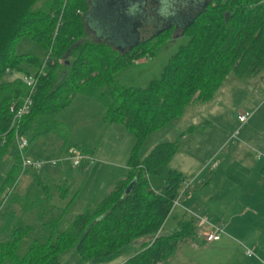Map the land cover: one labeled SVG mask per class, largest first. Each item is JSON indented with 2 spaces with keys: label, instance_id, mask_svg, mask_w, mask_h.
<instances>
[{
  "label": "trees",
  "instance_id": "16d2710c",
  "mask_svg": "<svg viewBox=\"0 0 264 264\" xmlns=\"http://www.w3.org/2000/svg\"><path fill=\"white\" fill-rule=\"evenodd\" d=\"M167 5L181 14L176 31L188 41L168 59L157 79L144 88H131L116 85V74L150 56V46L160 37L165 41L175 26L167 25L151 38L121 47L98 37L87 25L91 0H0V167L4 159L12 158L0 194L16 183L20 173L7 132L8 110L26 94V88L6 74H31L41 66L36 56L14 53L20 40L37 44L54 62L39 79L29 114L19 124L27 148L45 136L57 144L56 154L73 147L66 143L69 128L56 115L76 94L97 102L104 109L103 122L121 126L133 138L123 179L62 232L56 228L73 196L59 204L68 195L71 169L58 166L25 173L31 178L29 186L20 196L12 192L5 202L18 205L22 215L0 213L4 220L0 264H59V255L71 249L81 264H91L120 254L141 238L147 241L123 264H165L179 242L196 235L194 220L184 215L175 221L172 233H162L184 176L167 170L163 186L151 189L148 183L149 176L168 164L178 139L188 131L175 142L156 144L145 157L140 152L147 138L180 117L186 105L210 101L228 74L249 81L264 73V0H170ZM50 181L61 186L52 187ZM24 240L29 243L19 255Z\"/></svg>",
  "mask_w": 264,
  "mask_h": 264
},
{
  "label": "rangeland",
  "instance_id": "374dc122",
  "mask_svg": "<svg viewBox=\"0 0 264 264\" xmlns=\"http://www.w3.org/2000/svg\"><path fill=\"white\" fill-rule=\"evenodd\" d=\"M91 3V11L85 16L87 25L93 29L98 37L109 39L111 44L115 46H130L139 40L151 38L167 25L175 26V30L165 41L164 39L161 40L160 37L159 43L150 46V56L140 59V62L132 63L116 74L114 82L118 86L144 88L149 81L159 77L168 59L175 54L179 46L185 45L188 41L187 36L179 35L176 31V26L181 23L182 17L179 12L175 13V9L173 10L168 7L167 4L170 3V0H91ZM14 53L16 55L28 54L36 56L41 63L46 56L37 44L27 39L20 40L15 44ZM34 71L36 70H33V72ZM263 75L262 73V76ZM259 77L260 76L251 80L257 81ZM240 96L242 95L235 91L232 92L230 103L234 108H239V104H242V99H240L242 97ZM101 112L104 113V110L97 102L83 95L76 94L72 98L70 105L56 115V120L62 122L69 128L68 137L66 139L67 144L77 147L80 151L84 149L86 154H88L89 151L93 152L95 157L101 154L107 159L120 163L119 167L123 168L126 164V157L133 144V138L131 134L123 130L120 126L105 124L103 120L100 119ZM222 116L223 118L226 117V124L222 132L218 131L217 133L223 134V136L226 134L225 140H227V146L223 152L220 153V156L223 160L222 167H228L224 177L225 181L222 186V192L220 194L216 193V189L218 188L217 178H214L210 186L205 188L202 192H199V186H195L193 189L194 185H192L191 181L190 188H187L185 190L186 192L183 193L178 200L179 206L171 211V215L166 220L162 231L163 234H170L173 232L175 221L179 218V215L183 213L181 210L189 209L188 211L200 217L202 216L205 218L206 222L210 224L211 220L217 221L218 223H223L222 221L226 222V218L236 216V214L244 210L245 207L253 210V207L256 205V195L253 194L255 190L252 186V180L250 181V185H246V187L251 190V197L238 190L240 184L246 181V178L242 177V175L243 173L247 175V171L242 168L243 165L242 163H238V160L235 161L234 164H230V160L231 155L236 150L240 149L243 152L247 151L257 160L262 158L261 164L263 165L264 155L256 149L255 146L244 141L245 135H243L242 130H240L234 118L235 111H229V114L227 113L226 115L222 113ZM261 126L262 125L259 124L258 128H263V126ZM176 134L175 120H173L165 128L154 132L147 138L141 149L140 156L145 157L158 143L175 142ZM249 134L251 135V132ZM214 137L215 140H212L206 146L213 148L220 142L221 138H218L217 135ZM56 147L57 144L53 143L51 138L45 136L32 143L27 148L25 156L32 159H55L60 156V153H55ZM42 151L47 154L44 156ZM11 163V156L4 159L0 167V185ZM102 164L101 162L99 164L96 162L94 166L90 168V171L95 167H106ZM87 170L88 169L85 168H76V171L72 173L79 176L72 181L69 194L73 195V193L76 192V195H74L73 202L70 203L61 217L56 228L57 232L66 230L74 217L82 213L87 208L88 204L93 207L97 203V198L105 194L104 188H106L107 182H111L115 174H117V169H112L108 172L98 173L86 181V176L88 174ZM105 170L106 169L103 171ZM167 170H175V154L166 166L159 168L157 175L148 177L150 188L151 186L153 188L163 186L165 172ZM221 171H223V169H221ZM209 176L213 178L214 174H210ZM51 177L53 179L56 178L54 176ZM30 182L31 178L28 174L23 175L14 189L13 194L18 196L22 195ZM102 182L103 184H101ZM48 184H52V187L57 185L61 186V182L55 183V181H50ZM66 185H69L68 181ZM197 193H199L201 197L199 203L196 201ZM53 194L54 196L57 195L54 189ZM210 194L213 195L210 196ZM1 196L2 193L0 194V199ZM187 197L191 198L190 201L187 200L188 202H183ZM207 198H211L210 201L208 200V202H206ZM59 205L61 206L63 203ZM183 207L184 209H180ZM2 208L3 210H1ZM260 208L261 209H256L264 210V207ZM5 211H11L14 217L17 218L22 215L18 205H7V203H4L1 206L0 201V213H4ZM183 215L186 218L190 217V215L185 213ZM244 220L251 219L245 218ZM3 222L4 220L0 219V228ZM235 222L236 219L233 220V223ZM206 228L209 229L208 226H206ZM231 234L230 239L232 244L223 247L218 246L217 243L204 246L201 244V239L197 238L191 242L183 240L177 244L176 251L165 264H231L230 261H233V264H244L246 259L243 253L244 251L242 252L244 247L240 245L245 244L239 240L240 233H238V231H233ZM2 238L3 235L0 232V240ZM145 241H147L146 238L138 239L125 246L120 254L110 259L96 260L91 264H118L138 251ZM28 243V240H24L20 244L17 252L19 255L24 253ZM192 244H195L196 247H192ZM59 264H81V262L74 253V250L71 249L59 255Z\"/></svg>",
  "mask_w": 264,
  "mask_h": 264
},
{
  "label": "crops",
  "instance_id": "0c3cea01",
  "mask_svg": "<svg viewBox=\"0 0 264 264\" xmlns=\"http://www.w3.org/2000/svg\"><path fill=\"white\" fill-rule=\"evenodd\" d=\"M137 62H140V60L136 61V63ZM233 91L242 95L240 96L242 97L240 98L242 99V104H239V108H234V106L230 103V98L232 97ZM229 111H235V114L240 111H249L251 113V117L246 124H237L239 125L240 130H242L243 135H245L244 141L255 146L256 149H258L264 155V75L262 76L261 74L257 81H240L230 73L225 77L222 84L219 86L210 101L204 103L193 102L186 105L181 116L175 119V132L177 133L175 140L179 138V135L188 131L187 134L181 136L178 139V147L175 153V171L183 175L185 180L192 181V185H194L193 189L195 186H199V192H202L205 188H208L214 178H217L218 180V188L216 189V193L220 194L222 192V186L225 181L224 177L228 167H222L223 160L220 156V153L226 148L227 140H225L226 134L223 136V134L217 132H222L223 127L226 124V117L223 118L222 113L226 115L227 113L229 114ZM103 115L104 113L101 112V120ZM259 124H261L263 128L259 129ZM188 129H190V131ZM250 132L251 135L249 134ZM215 135H217L218 138H221L220 142L217 143L213 148L206 146L209 142L215 140ZM87 155L91 156L95 160V163L97 162L99 164L101 162V164L103 163L102 165H105L106 167H95L91 171L90 168H92L95 163L89 168L85 166L78 167L88 169L86 181L98 173L101 174L102 172H108L112 169H117V174H115L111 182H107V185L105 186L106 188H104L105 194H103L102 197L97 198L96 201L98 202L113 189L117 181L123 179L126 172V164L123 166V168H120V163L107 159L101 154L95 157L93 152L89 151ZM126 158H128V155ZM237 160L238 163H242V168L247 171V175L244 173L242 175V177L246 178V181L240 184L238 190L251 197V190L250 188H247L246 185H250V181L252 180V186L255 190L253 194L256 195V205L253 207V210L245 207L244 210L237 213L236 216L226 218V222L222 221L223 223H218L217 221L211 220L210 224L220 226L222 229L223 234L220 236L219 241L216 242L218 246L223 247L231 245L232 241L230 239V235H232L231 233L233 231H238V233H240L239 240L245 244L240 246L252 250L254 255L252 257H247L245 255V250H242V252L244 251L243 253L246 257L244 264H263L264 210L259 209H261L260 207H264V163L263 165L261 164L262 158L257 160L255 157L253 158L252 155L247 151L243 152L240 149L236 150L231 155L230 164H234ZM58 168L63 169L65 166ZM104 169L106 170L103 171ZM221 169H223V171H221ZM73 171H76V169H71L70 179L68 182L69 189L72 181L79 176L72 174ZM210 174H214V177L211 178L209 176ZM101 184H103V182ZM151 188L156 189L152 186ZM75 193L70 195L68 192L67 197L62 200L60 204H65L69 199H71L72 196L73 198L71 202H73L75 197L74 195H76ZM198 194L199 193L196 195L197 203L201 201L200 194ZM211 195L213 194H210V196ZM190 199V197H187L183 200V202L186 203L190 201ZM210 199L211 198H207L206 202H208V200L210 201ZM88 206L90 205L88 204ZM180 209H184V207ZM181 211L183 212V210ZM183 214L184 212L181 213L179 217H181ZM201 218L205 220V218L202 216ZM245 218H249L252 221H245ZM234 219H236L235 223H233ZM196 238L197 236L195 235L193 239H187L185 241L191 242ZM191 246L194 248L196 247L195 244H192ZM125 260L119 262L118 264H123ZM230 262L233 264V261Z\"/></svg>",
  "mask_w": 264,
  "mask_h": 264
},
{
  "label": "built area",
  "instance_id": "2783aa9c",
  "mask_svg": "<svg viewBox=\"0 0 264 264\" xmlns=\"http://www.w3.org/2000/svg\"><path fill=\"white\" fill-rule=\"evenodd\" d=\"M53 59L49 56V53L45 56L41 66L36 69L31 74H23L15 71H9L6 76L10 81H18L26 88V94L24 98L18 105L12 104L9 107L10 115V125L7 132L11 133L12 144L15 150L17 157L19 158L20 173L16 180V183L13 184L10 188H7L1 196V206L7 201L9 195L14 190L15 185H17L20 179L25 173L33 172L38 173L46 169L56 168V167H69L70 169H76L81 166L87 168L93 166L95 160L80 151L77 147H70L66 152L60 155L57 158H51L48 160L42 159H32L25 156V152L28 146V139L20 133L19 124L21 120L29 114L30 108L32 106V100L37 91V84L41 77L45 75V71L53 66ZM251 117L249 111H240L235 114V119L238 124L244 125L248 122ZM3 142V140H2ZM1 142V143H2ZM191 185V181L184 180L180 186L176 199L173 201L172 208L173 210L178 205V200L185 193V190ZM185 214L190 215L195 222L196 227V236L197 239H201V244L204 246L211 245L219 241L220 236L223 234L220 226L210 225L204 219L198 215L191 213L188 210H183ZM206 226L209 227L206 228ZM245 255L247 257H252L253 252L250 249L244 248ZM264 264V263H263Z\"/></svg>",
  "mask_w": 264,
  "mask_h": 264
},
{
  "label": "water",
  "instance_id": "95a60500",
  "mask_svg": "<svg viewBox=\"0 0 264 264\" xmlns=\"http://www.w3.org/2000/svg\"><path fill=\"white\" fill-rule=\"evenodd\" d=\"M133 182H131L127 187L126 189L124 190V193L127 194L132 186Z\"/></svg>",
  "mask_w": 264,
  "mask_h": 264
}]
</instances>
